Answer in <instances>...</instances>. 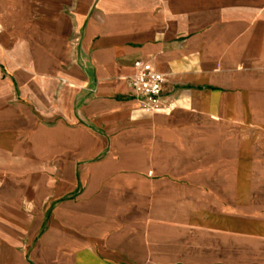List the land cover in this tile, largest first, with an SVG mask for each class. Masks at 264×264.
Wrapping results in <instances>:
<instances>
[{
	"label": "crops",
	"instance_id": "1",
	"mask_svg": "<svg viewBox=\"0 0 264 264\" xmlns=\"http://www.w3.org/2000/svg\"><path fill=\"white\" fill-rule=\"evenodd\" d=\"M230 5L0 0V264H264V64L219 56Z\"/></svg>",
	"mask_w": 264,
	"mask_h": 264
},
{
	"label": "rangeland",
	"instance_id": "2",
	"mask_svg": "<svg viewBox=\"0 0 264 264\" xmlns=\"http://www.w3.org/2000/svg\"><path fill=\"white\" fill-rule=\"evenodd\" d=\"M207 8L211 9L210 12H213V8L215 9V12H217V10L220 11L221 9V7L218 6L215 7L212 6ZM223 10L226 13L239 12L241 14H246V16L248 17V21L246 23H243L244 25L246 24L245 28L243 27L241 29L238 28L236 29L240 31L245 30L244 34L246 35V37L236 38L235 47H231V50H233L234 53L224 54L219 56H230L231 58H234L236 60L241 59L244 63L258 62L264 64V0H231V5L223 7ZM255 14L259 16L262 15L263 20L262 21L253 20L251 16ZM1 31L2 30L0 27V32ZM238 34L239 33H237V35ZM239 42L243 44L245 42L246 45L242 44L241 46H239L240 44ZM240 49L246 50V52L244 51L240 52ZM255 49H257V52H254ZM5 72H6L5 66L0 67V78L7 77L5 76L6 75ZM11 88L13 89V93H15L13 85ZM252 156H256L264 160V129H262V138L259 140L258 148L253 150ZM262 169L264 170V161H263ZM262 186H263L262 190L259 193L260 197L255 200L257 201V204L261 206L260 208L263 211L262 220L264 221V182ZM232 221H236V220L232 218Z\"/></svg>",
	"mask_w": 264,
	"mask_h": 264
},
{
	"label": "built area",
	"instance_id": "3",
	"mask_svg": "<svg viewBox=\"0 0 264 264\" xmlns=\"http://www.w3.org/2000/svg\"><path fill=\"white\" fill-rule=\"evenodd\" d=\"M136 72L130 77V83L134 91L142 99L149 103L144 105L147 110H156L159 108L163 85L165 83V74L143 67L141 61L135 62Z\"/></svg>",
	"mask_w": 264,
	"mask_h": 264
}]
</instances>
